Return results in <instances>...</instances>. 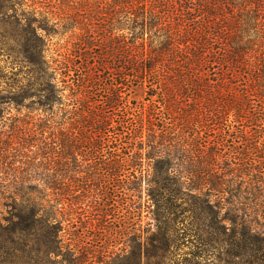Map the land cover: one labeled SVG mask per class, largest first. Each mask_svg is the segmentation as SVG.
<instances>
[{"label": "trees", "instance_id": "obj_1", "mask_svg": "<svg viewBox=\"0 0 264 264\" xmlns=\"http://www.w3.org/2000/svg\"><path fill=\"white\" fill-rule=\"evenodd\" d=\"M109 3L123 42L93 54L77 37L56 67L45 21L19 18L28 80L0 92V171L12 173L0 178L1 220L56 243L61 222L152 244L155 228L187 219L264 242V0ZM13 109L23 118H6Z\"/></svg>", "mask_w": 264, "mask_h": 264}, {"label": "rangeland", "instance_id": "obj_2", "mask_svg": "<svg viewBox=\"0 0 264 264\" xmlns=\"http://www.w3.org/2000/svg\"><path fill=\"white\" fill-rule=\"evenodd\" d=\"M30 17L42 19L47 24L46 31H40L39 35L44 39L46 57L53 67L77 47V37L88 39L87 47L96 54L98 48L92 49L94 45L114 47L123 42L128 32L124 16L117 13L116 6L110 5L109 0H0V92L27 83V67L19 54L25 47L19 18ZM81 21L90 26L89 32L74 29ZM108 62L115 63L112 58H108ZM63 94L67 96L69 92L63 91ZM145 98L143 88L133 83L129 99L139 104ZM24 115L25 112L19 115L13 109L5 117L14 119ZM11 164L16 167L11 160L6 167ZM11 174L1 170L0 178H8ZM146 195L144 192V201L148 199ZM4 215L8 214L0 207V264H264V242L251 244L248 239L241 238V227L230 228L223 236L218 229L193 225L188 219L184 223L178 220L168 228H155L159 238L150 244L131 235L106 238L107 233L99 230L105 227L67 226V222H61L63 239L56 243L51 238H38L39 228L30 229L23 236L14 234L11 226L1 220ZM144 216L151 214L146 212ZM144 221L145 225L148 219ZM259 230L264 232V227ZM164 231L170 236L169 242L160 239ZM59 246L60 255L48 254V250Z\"/></svg>", "mask_w": 264, "mask_h": 264}]
</instances>
